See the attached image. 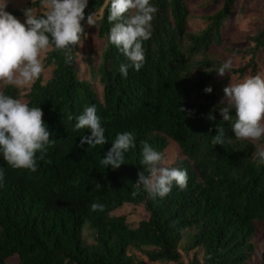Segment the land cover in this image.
<instances>
[{
	"label": "trees",
	"instance_id": "obj_1",
	"mask_svg": "<svg viewBox=\"0 0 264 264\" xmlns=\"http://www.w3.org/2000/svg\"><path fill=\"white\" fill-rule=\"evenodd\" d=\"M238 1L224 0L217 12L205 16V27L192 32L186 0H150L158 10L151 38L143 43L144 66L136 71L109 42L114 24L107 20L110 0H88L81 24L84 29L87 17L96 13L93 28L103 40L97 68L101 100L94 87L77 76L78 47L70 61L64 52L49 49L44 62L53 67L50 76L44 80L41 75L29 89L0 82V92L40 107L54 142L46 146L44 159L37 153L35 172L12 168L0 154L5 172L0 182V264L14 256L18 264H184L180 251H194L186 264H248L257 252L254 223L264 221V163L255 155L264 149V140L235 138L234 109L232 119L223 120L219 110L227 105L220 102L230 81L216 71L226 61L209 53L222 44V30ZM32 4L39 7L40 0ZM250 40L247 64L228 74H258L264 27ZM121 64L129 66L126 78ZM208 87L211 93L205 92ZM87 106L97 110L104 145L80 144L90 132L75 125ZM220 128L225 142L215 145ZM124 132L133 134L135 148L124 153L119 168L102 165ZM168 141L179 148L182 158L172 167L187 171V187L181 190L174 182L165 197L153 198L142 185L136 187L138 173L149 175L141 164L143 143L163 154ZM93 203L104 205V211H92ZM125 205L144 209L135 227L117 214ZM85 229L91 233V245L83 238ZM261 250L264 264V247Z\"/></svg>",
	"mask_w": 264,
	"mask_h": 264
},
{
	"label": "clouds",
	"instance_id": "obj_2",
	"mask_svg": "<svg viewBox=\"0 0 264 264\" xmlns=\"http://www.w3.org/2000/svg\"><path fill=\"white\" fill-rule=\"evenodd\" d=\"M87 6L88 0H40L39 7L31 3L24 12L12 11L10 14L5 11L7 0H0V82L22 87L39 79L44 71L41 56L49 49L64 52L70 61L73 48L82 44L85 35L81 21L85 19ZM41 8L43 13L37 14L34 10ZM157 10L150 0H110L107 20L114 24L110 29L109 42L131 61L136 71L144 66L143 43L151 38L152 21ZM23 14L26 20L21 23L17 18ZM87 23L96 26V13L87 17ZM232 66L233 62L229 59L216 73L223 77ZM128 67L127 64L120 66V73L125 78ZM223 91L224 99L220 104L227 106L219 112L224 121H229L232 119L230 110H235L232 125L235 138L257 142L264 140V75L247 76L241 82L230 83ZM205 92L211 93L212 88H206ZM180 111L185 109L180 107ZM42 118L40 107H29L20 99L0 92V154L12 168L35 172L37 153L41 154L39 159H44L46 146L54 144L50 142V133ZM75 128L90 132L89 136L80 138L81 146L96 147L107 143L95 106L85 107ZM217 131L213 144L223 145L224 130L220 128ZM130 148H135L133 134H118L101 164L119 168L124 164V153ZM255 155L260 163H264V149L258 150ZM141 164L147 166L149 175L138 173L136 187L142 185L151 197H165L174 182L181 190L187 187V171L169 167L164 155L147 142L143 143ZM4 176L5 172L0 168V182ZM97 187L100 185L97 184ZM91 210L102 212L104 205L93 203Z\"/></svg>",
	"mask_w": 264,
	"mask_h": 264
},
{
	"label": "rangeland",
	"instance_id": "obj_3",
	"mask_svg": "<svg viewBox=\"0 0 264 264\" xmlns=\"http://www.w3.org/2000/svg\"><path fill=\"white\" fill-rule=\"evenodd\" d=\"M34 1L35 0H7V7L5 11L10 14H12V11L15 13L19 11L24 12L28 8V4H31ZM223 1L224 0H186L190 7V17L188 19V27L190 31H201L206 25V20L204 19L205 16L217 12L222 7ZM260 1L262 2V0ZM241 5L242 0H239L234 13L222 30V44L212 47L209 51L212 56H215L218 59L223 58L225 59L224 61L231 59L233 62L232 69L242 68L245 64H247L249 58L247 52L253 47V42L250 40V38L264 27V4H261L259 0H245V13L241 12ZM34 10L37 14L44 12V9L42 8ZM15 17L17 18V16ZM17 19L21 23H24L26 17L23 14V16H20ZM84 34V37H82V44L78 46L74 58L77 76L80 80L91 84L94 87L97 98L101 100L102 85L99 82L97 68L100 63L103 40L98 38L97 31L92 26H89L88 23L85 24ZM46 53H43L41 56L44 65V71L41 75L44 80L49 78L51 70L53 69V67H47L45 65L44 59L46 57ZM256 60L258 65V74L264 75V52H262L261 49L257 53ZM226 74V77H229L230 83H238L241 82L245 77L252 76V72L250 70L246 71L242 78H239L236 75H230L228 73ZM32 83L22 87L16 85L14 86L19 89H29ZM1 88L2 87H0V91ZM222 99H224V95L222 96ZM21 101L24 102L23 100ZM163 155L166 158L169 167H172L178 162V160H181L182 158L179 148L173 141H168L167 147L163 150ZM144 213V209L141 206L133 205H125L117 212V214L126 216L132 227H135L138 224L139 220L144 216ZM254 226L256 228V232L253 238V243L255 244L257 252L250 258L248 264H260V252L264 247V221L256 222L254 223ZM83 238L87 244H93V239L89 230H84ZM183 245L184 243L181 244L180 248H183ZM132 253L139 258H144L137 251L132 250ZM180 253L181 261L186 264L192 259L194 251H187L185 253L180 251ZM198 257L201 259L202 254L199 253ZM8 264H18L17 257L14 256L9 259Z\"/></svg>",
	"mask_w": 264,
	"mask_h": 264
}]
</instances>
